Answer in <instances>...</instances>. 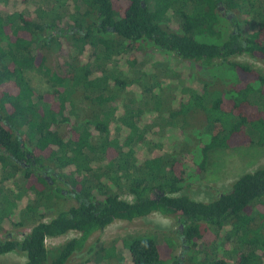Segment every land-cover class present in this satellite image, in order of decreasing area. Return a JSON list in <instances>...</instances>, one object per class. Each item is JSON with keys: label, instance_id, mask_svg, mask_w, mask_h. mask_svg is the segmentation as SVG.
Returning <instances> with one entry per match:
<instances>
[{"label": "trees", "instance_id": "1", "mask_svg": "<svg viewBox=\"0 0 264 264\" xmlns=\"http://www.w3.org/2000/svg\"><path fill=\"white\" fill-rule=\"evenodd\" d=\"M49 1L48 10L33 15L0 10V186L11 181L6 189L13 195L1 197L0 188V228L14 212L33 222L21 239L0 241V257L20 252L24 264H68L77 255L83 257L78 264H89L97 256L122 264L114 244L99 250L88 240L115 221L158 213L178 221L177 235L162 244L148 235L127 236L121 243L129 264H264V168L242 174L209 202L179 194L187 179L184 151L198 159L201 174L209 154L264 143V75L233 61L241 55L264 61V0ZM141 41L183 61L228 67L237 82L223 92L203 82L199 92L183 89L187 100L176 108L171 99L168 112L153 110L160 82L90 67L129 55L130 71ZM92 49L95 55L86 58ZM34 71L44 78L42 92L30 84ZM131 85L150 94L142 110L122 104ZM146 112L185 132L189 114L198 115L205 131L195 142L187 137L179 146L176 140L162 155L139 156ZM62 190L77 205L64 208ZM122 190L133 201L121 199ZM70 232L78 236L46 247L47 239ZM176 245L183 252L178 258Z\"/></svg>", "mask_w": 264, "mask_h": 264}, {"label": "rangeland", "instance_id": "2", "mask_svg": "<svg viewBox=\"0 0 264 264\" xmlns=\"http://www.w3.org/2000/svg\"><path fill=\"white\" fill-rule=\"evenodd\" d=\"M49 7V0H7L6 3H0V10L7 12L21 10L30 15H33L32 13L36 9L48 10ZM133 51L131 55L135 57L136 64L130 71L126 64L130 60L129 55L114 57L102 63L95 60L90 67L93 72L101 69L107 72H116L123 69L128 71L127 74L130 78L141 79L142 83L145 81L148 85L154 84L156 80L160 82L163 90L160 89L158 98L152 100L153 107L151 109L156 108L159 111L165 110L168 112L169 107L171 108V99L173 107L176 108L180 102L187 100V95L182 92L183 89L188 88L199 92L203 82L209 85V90L212 92H223L225 89H231L237 82L236 73L228 67H204L196 64L197 62L183 61L174 57L171 53L155 48L149 41H141L136 50ZM74 53L75 51L71 52V55ZM94 53L93 49L89 50L86 53V58H92L95 55ZM233 61L250 66V68L264 75V61L260 59L241 55L234 57ZM28 77L34 90L42 92L46 89L44 78L40 73L34 71L29 73ZM144 77H146V80H144ZM142 93L141 87L131 85L127 88L126 95L121 97L122 104H128L135 110L144 109L150 94L146 96ZM119 107L121 106L119 105ZM189 115L192 123L190 122L189 130L185 132L173 125L163 126L153 112L143 113L139 126L141 127L140 132L145 135V141L142 145L136 147L137 154L143 157L162 155L171 151V146L176 140L179 146L183 145L187 137L192 139V142H195V137L199 138L197 134L205 131L203 124L205 119L191 113ZM181 157L184 163L183 171L186 173L187 179L183 183V189L179 194H185L195 201L209 202L215 199L219 193L228 191L234 181L242 174L252 172L258 168H264V143L255 142V144L247 147L233 148L209 154L207 167L201 174H197V168H195L194 162L198 160L196 157L192 158L186 151L181 153ZM98 168L99 162H97L96 168L92 171V178L94 174H97ZM189 174L190 178L188 177ZM15 181L22 184L21 177L15 179ZM4 186L12 188V182L7 181ZM0 188L3 192L1 197L5 195L10 199L13 198L12 193L8 189L1 186ZM119 196L128 202L133 201V196L126 190L120 191ZM24 204L25 202L23 201L18 202L21 207ZM75 205H77L76 200L69 194L63 202L64 208ZM20 217H22L20 212H14L9 221L3 224L2 228H0V241L12 237L19 240L30 231L33 227V222L23 217L19 226H13L14 222L20 220ZM47 219L48 217L43 218V220ZM177 228L178 221L176 219L153 213L131 222L115 221L103 231L94 233L88 240L87 245L94 244L100 250L107 249L114 244L116 247L115 251L123 257L122 264H129L128 256L125 254L121 240L130 235H148L153 237L159 244H162L167 238H174L177 235ZM77 236L76 232H70L63 237L47 239L45 245L51 250ZM172 253L175 258H178L182 256L183 252L181 247L176 245ZM82 260L83 257L76 255L68 264H78ZM25 261L24 254L20 252H11L0 257V264H24ZM89 264L107 263L94 256Z\"/></svg>", "mask_w": 264, "mask_h": 264}, {"label": "flooded vegetation", "instance_id": "3", "mask_svg": "<svg viewBox=\"0 0 264 264\" xmlns=\"http://www.w3.org/2000/svg\"><path fill=\"white\" fill-rule=\"evenodd\" d=\"M47 179L49 180V177H47ZM49 182L52 184L51 180H49ZM62 194L65 195V197H67L69 194L67 192H65V190H62ZM72 197L73 195L70 194ZM74 198V197H73ZM75 199V198H74ZM77 202V201H76Z\"/></svg>", "mask_w": 264, "mask_h": 264}]
</instances>
